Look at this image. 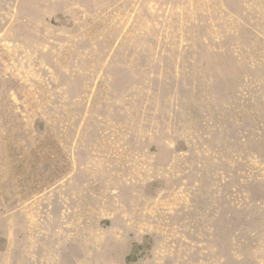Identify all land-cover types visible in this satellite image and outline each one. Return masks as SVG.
I'll list each match as a JSON object with an SVG mask.
<instances>
[{
  "label": "rangeland",
  "instance_id": "rangeland-1",
  "mask_svg": "<svg viewBox=\"0 0 264 264\" xmlns=\"http://www.w3.org/2000/svg\"><path fill=\"white\" fill-rule=\"evenodd\" d=\"M0 264H264V0H0Z\"/></svg>",
  "mask_w": 264,
  "mask_h": 264
}]
</instances>
